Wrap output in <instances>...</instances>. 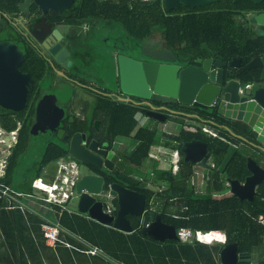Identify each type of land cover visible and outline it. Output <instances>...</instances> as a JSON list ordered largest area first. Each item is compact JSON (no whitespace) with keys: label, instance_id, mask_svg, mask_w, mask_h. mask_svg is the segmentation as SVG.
<instances>
[{"label":"flooded vegetation","instance_id":"1","mask_svg":"<svg viewBox=\"0 0 264 264\" xmlns=\"http://www.w3.org/2000/svg\"><path fill=\"white\" fill-rule=\"evenodd\" d=\"M154 1L150 0L149 2ZM158 1L162 14L160 25L157 28L154 27L138 47H134L128 42L118 41L117 35L101 37L99 35L101 28L106 26L102 23H91L72 16L71 7L75 0H72L68 7L62 9L59 5L54 6L46 3L45 11L40 10L33 0H0V44L8 43L16 46L18 58L19 52H21V60L18 62L17 69L32 80L31 85L28 86L27 95L30 90L40 93L35 107L43 95L51 94L56 97L54 103L64 109V114L59 120V127L64 129L60 139L67 141L75 132L85 133L84 146L95 139L98 142L97 148L106 150L107 154L103 157L102 168H104L105 161L111 160L108 155L109 148L83 130H76L71 135L67 132L71 122L85 120L86 102L83 99H77L74 103L66 102L67 105L72 106L67 110L68 107L63 104L64 101L58 99L57 94L73 90L85 93L90 91L94 93L90 97L92 101L109 99L114 102L139 103L138 105L142 106V111L137 113V116L140 115L145 120L154 123L145 125L155 127L156 122L162 124L160 131L158 130L163 134L161 144L151 148L144 166L141 168L142 171L147 172L148 176L121 172L135 177L138 180V183L135 184H142L153 191L151 196H146L147 210L157 211L156 206L159 204L167 207V212L169 209L175 210L178 206L185 208L190 203L235 205V210L239 209L238 206L246 207L253 204L264 184V146L258 139V134L248 125L251 117H247L245 122L242 119L226 116V110L223 108L224 102L220 97H217L206 107L194 106L192 108L180 107L177 103L151 101L163 113L157 116L158 119L153 118L147 114L149 110V106L146 104L147 100L122 94L118 90L116 60L117 55L123 53L141 63L156 61L139 53L142 44L154 48L165 47L175 55L176 62L187 61L197 66H199L198 59L211 61L212 57L218 55L224 78L230 80L228 89L237 92L247 105L258 109L264 115V70L262 71L259 67L264 49L260 51L245 49L243 52L226 55L214 51L212 45L205 40L208 34L201 28H197V35L199 34L204 39L198 42V48H186L184 40L178 41L172 47L167 40L165 28V19L169 16L176 17L177 20L183 22L189 17L210 19L215 14L223 13L227 17L228 24L241 32L239 34L241 45L248 44L250 46L252 44L248 43V40L264 36V26L250 23L255 15L264 12V0L260 2L253 0ZM51 9L61 10L52 14ZM99 38L104 40L103 48H107L108 67L114 68L117 76L116 80H105V86L100 69L96 65L99 57V48L96 42ZM109 38H111L110 42ZM52 49L59 52L65 51L66 55L62 56V60H56L51 54ZM113 85H116V90L113 89ZM77 107L82 109L80 116L72 112ZM259 117L253 119L254 123L258 121ZM34 118L35 113L33 123ZM96 120L98 123L95 126ZM18 123L20 129L21 123ZM92 125L96 130L99 129L100 120L94 119ZM202 128L207 129L209 133L204 132ZM181 129L200 134L199 137L184 138L182 142L195 138L206 143L205 151L195 150L192 153L193 157L199 158L195 162L185 163L179 147H173L172 144L170 146L166 143L168 136L176 135ZM47 135L50 134L47 133ZM213 142L227 144L221 155H215L214 150L210 148L209 143ZM173 144L176 142L173 141ZM127 146L124 148L129 150ZM230 146L235 149L228 162L221 167L220 163ZM158 148L161 152H158ZM174 151H177L175 167L172 162ZM150 153H156L160 160L150 157ZM236 163L238 165L235 166ZM113 164L116 168L114 161ZM84 169L96 173L91 166L85 165ZM174 186L178 190H175ZM167 212L165 211L167 215H176L172 211Z\"/></svg>","mask_w":264,"mask_h":264},{"label":"trees","instance_id":"2","mask_svg":"<svg viewBox=\"0 0 264 264\" xmlns=\"http://www.w3.org/2000/svg\"><path fill=\"white\" fill-rule=\"evenodd\" d=\"M71 12L76 19L117 27L120 30L118 40L128 42L134 47H138L144 37L160 25L162 16L158 0L152 3L138 0H75ZM226 18L223 13L215 14L210 19L189 17L183 22L173 16L166 17L167 40L172 47L178 41L184 40L186 48H198V42L204 39L197 35V28H201L208 34L205 40L212 45L214 51L230 55L245 49H264V36L248 40V43L252 44L250 46L241 45V32L228 24ZM39 96L40 93L30 90L24 108L19 111L0 107V127L3 130L11 131L17 127L18 122L21 123L17 141L10 148L5 173L0 181L16 191L26 193L33 192L31 182L37 177L43 176L49 180L54 177L55 170L46 169L50 163H56L61 158H71L67 153V141L57 137L41 142L38 156L31 157L33 143L30 128L35 113V102ZM140 111L142 106L131 102H114L109 99L95 101L92 114L86 116L82 122H71L67 132L71 135L76 130H83L108 148L118 139L133 138L134 147L130 150L122 148L121 153L129 171L115 168L112 158L105 161L102 169L91 167L101 174L107 183L120 181L149 197L153 191L142 184L119 177L121 172L132 173V168L138 173L142 172L141 168L149 151L158 145L163 137L157 128L138 124L137 113ZM94 119L100 120V128L97 130L92 125ZM196 136L199 137L200 134L181 129L176 135L168 136L166 143L179 147L182 139ZM173 141L176 144H173ZM209 146L215 155L219 156L227 144L213 142L209 143ZM174 189L178 190L176 186ZM28 201L38 213L58 221L63 227L59 233L62 241L56 242L54 246L46 245L41 231L43 219L34 212L23 213L18 208L6 209L5 201L0 199V264H82L81 256H84V253L77 249L84 248L80 238L122 264H220L219 250L231 241L236 243L238 252L249 256L247 259L238 260L236 264H250L251 261L264 264V223L260 221L264 217V184L256 202L246 207L238 206L237 210L234 209L235 205L190 203L185 208L178 206L175 210L169 209L168 212L172 211L177 215L171 216L165 213L167 207L161 204L156 206L162 219L174 224L176 229L188 226L192 229L225 231V243L213 245L196 241L179 242L177 239L163 242L153 240L137 232V216L127 215L134 229L127 233L78 212H60L57 205L43 204L37 198ZM112 203L114 212L116 199H113ZM63 241L69 242L73 247L66 246ZM91 264L99 263L92 259Z\"/></svg>","mask_w":264,"mask_h":264},{"label":"water","instance_id":"3","mask_svg":"<svg viewBox=\"0 0 264 264\" xmlns=\"http://www.w3.org/2000/svg\"><path fill=\"white\" fill-rule=\"evenodd\" d=\"M72 0H33L42 11L48 3L62 8L69 6ZM216 1V0H214ZM260 2L261 0H253ZM200 3V1H198ZM58 9V10H61ZM167 9L168 6H167ZM50 10L52 14L59 12ZM250 23L264 26V12L255 15ZM139 53L156 60L154 62H139L129 55L119 53L117 55L118 90L125 95L147 100L149 106L147 114L158 119L162 115L151 101L163 103H177L180 107L192 108L194 106L206 107L217 97L223 102L225 115L235 119L247 121L248 125L258 134V139L264 146V115L256 108H251L243 101L237 92L228 89L230 80L224 78L220 57L215 55L211 61L198 59L199 66L187 61L176 62L175 55L165 47H150L142 44ZM56 60H62L65 51L51 50ZM21 60V52L16 46L8 43L0 44V107L19 111L24 108L28 86L32 80L28 75L21 74L17 65ZM259 67L264 70V54L261 57ZM161 61V62H159ZM54 95H43L35 107L34 123L30 128L32 143L37 138L40 147L47 138H61L64 129L59 127V120L64 114V109L57 106ZM122 100V99H121ZM126 100V99H123ZM139 104V103H135ZM260 116L254 123V118ZM262 117V118H261ZM160 119V118H159ZM98 121H95V126ZM50 134L49 136L47 135ZM2 147H6L10 141V135H4ZM67 139V136H65ZM85 133L75 132L67 140L68 155L80 163L102 169L103 157L106 150L97 148L98 142L92 139L87 146ZM235 148L228 147L220 166H224L230 159ZM195 150L205 151L206 143L192 138L183 141L179 151L183 155L185 163L195 162L199 158L193 157ZM119 177L138 183L132 175L119 174ZM260 182V181H258ZM76 191L79 193L77 208L79 212L86 213L90 218L102 224H111L113 228L123 232H131L133 226L127 215L139 217L137 232L146 235L156 241L177 239L173 224L163 221L161 214L153 209H146V194L144 192L127 187L118 181L107 183L101 174L94 172L84 173L76 182ZM108 194L116 199L114 212L105 211L108 203ZM108 199V200H107ZM249 256L237 251L234 241L225 243L219 250L220 264H236L238 260H244Z\"/></svg>","mask_w":264,"mask_h":264},{"label":"built area","instance_id":"4","mask_svg":"<svg viewBox=\"0 0 264 264\" xmlns=\"http://www.w3.org/2000/svg\"><path fill=\"white\" fill-rule=\"evenodd\" d=\"M142 2H148L150 0H138ZM18 129L19 123L17 127L11 131H5L0 127V144H3L4 135H10V141L5 147V151L2 154L4 157L0 158V178L3 177L5 173V167L7 164V156L10 153V148L15 144L18 137ZM204 132L209 133V131L205 128H202ZM123 144L120 140H116L114 145L109 148V153L116 155L119 150V147ZM2 149V148H1ZM159 149V148H158ZM158 152H161L159 149ZM1 154V151H0ZM150 157L160 160L156 153H150ZM176 158L177 151L173 152V165L176 166ZM114 161V159L112 158ZM117 161L120 160L118 157ZM85 165L78 162L73 158L69 159H59L56 162V169L54 177L49 180L43 177H37L31 182V187L33 192L26 193L22 191H16L9 185L0 181V199L5 201L6 209H20L23 213L26 212H34L37 213L42 219L41 223V231L44 237V241L46 245L54 246L56 242L62 241L59 237V233L63 230V227L58 223V221H54L47 217L45 214H40L38 211L31 205L28 201L31 198H37L43 204L57 205L59 207V211L67 210L69 212H78L77 208V200L79 197V193L76 191V182L80 179V177L84 174L81 171L84 169ZM87 172H91L87 170ZM85 172V173H87ZM108 203L105 211L107 213H111L114 209L112 203V197L108 194ZM262 223H264V217L260 219ZM220 234L218 235V233ZM176 237L179 242H200L208 245H213L215 243H225L226 236L225 231L223 230H201V229H192L188 226H180L176 229ZM81 240V239H80ZM81 242L85 245L86 248H77L80 251L86 252L88 254H97L101 250L93 245H89L88 243L81 240ZM63 243L68 247H73L69 242L63 241ZM250 264H258L255 261H251Z\"/></svg>","mask_w":264,"mask_h":264},{"label":"rangeland","instance_id":"5","mask_svg":"<svg viewBox=\"0 0 264 264\" xmlns=\"http://www.w3.org/2000/svg\"><path fill=\"white\" fill-rule=\"evenodd\" d=\"M120 33V30L117 28V27H114L113 29L111 28H108L106 26H103V28H101V32L99 33V35L101 37H104V36H108V37H115L116 35L118 36ZM111 41V38H109V42ZM119 41V40H118ZM97 45H98V50H99V57H98V60L96 62V65L98 67V69H100V74H101V77L103 79V84L104 86L106 85L105 83V80H116V73L114 71V68H109L108 67V60L106 58V55H107V48H103V45H104V40H101L100 38L98 39V41L96 42ZM120 43V42H119ZM114 67V66H113ZM113 89L116 90V85H113ZM94 95V93L92 92H88V93H85V92H81V91H78V90H73V91H67V92H64V93H59L57 94L58 95V99L61 100V101H64V105H66L68 107L67 110H69L72 106L71 105H67L66 102L68 103H71V102H75L77 99H83L86 103H85V116H89L92 114V110H93V104L95 102L92 101V99L90 97H92V95ZM94 97V96H93ZM70 107V108H69ZM72 112H74L76 115L80 116L82 115V109L80 107H77L75 110H72ZM77 116V117H78ZM138 117V124H152L153 122L152 121H149V120H145L144 117H140V115L137 116ZM154 124V123H153ZM157 128H159L158 130L160 131L161 127H162V124L161 123H158L156 122L155 123ZM168 128V127H167ZM120 140H122L123 144L125 145H122L121 148H124V146H127L129 144V149L134 147L135 145V140L132 138H121ZM40 141H37V138H35V141L33 142V145L31 147V157H37L38 154H39V151H40V145L39 143ZM126 147V148H127ZM2 148V149H1ZM125 149V148H124ZM128 149V148H127ZM0 151H1V154H0V158L4 157L2 154L4 153L5 151V147H2V145L0 144ZM122 150H118V152L116 153V155L112 154V153H108L109 157L113 158L114 159V162L116 163V166L119 170H124V171H129V168L127 169V166L124 162H119L117 161V157L118 155L121 156L122 154ZM2 156V157H1ZM47 170H52L54 171L56 169V163H50L47 168ZM82 173H85L87 172V170H83L81 171ZM130 172H132L133 174H136V175H139V176H148L147 172H140L138 173V171H136V169L132 168L130 169ZM43 177V176H42ZM45 179V177H43ZM108 200V199H107Z\"/></svg>","mask_w":264,"mask_h":264},{"label":"crops","instance_id":"6","mask_svg":"<svg viewBox=\"0 0 264 264\" xmlns=\"http://www.w3.org/2000/svg\"><path fill=\"white\" fill-rule=\"evenodd\" d=\"M138 118V117H137ZM151 125H153V124H151ZM155 127H156V125H154ZM157 128V127H156ZM119 140V139H118ZM122 141V140H121ZM159 144H161V141H160V143ZM158 144V145H159ZM157 146V145H156ZM122 144H121V146L119 147V150L121 151L122 150ZM131 149V148H130ZM129 149V150H130ZM118 157L120 158V160H119V162H124V160H123V158H122V155L121 156H119L118 155ZM117 157V158H118ZM116 168H117V166H116ZM79 213H81V212H79ZM81 214H83V215H85L86 217H88V218H90L86 213H81ZM92 219V218H91ZM96 221V220H95ZM104 225H106V224H104ZM109 225H111V224H109ZM112 226V225H111ZM220 234V232L218 233V235ZM81 239V238H80ZM79 239V240H80ZM81 240H83V239H81ZM80 240V241H81ZM84 242H86V243H88L87 241H85V240H83ZM89 245H91L90 243H88ZM84 248H86L85 247V245H84ZM101 250V249H100ZM81 252V251H80ZM83 252V251H82ZM84 253V256H81V259H82V264H91V262H92V259H95L99 264H122V263H120V262H118V261H116L115 259H113V258H111V257H109L108 255H106L102 250L99 252V253H97V254H88V253H86V252H83ZM218 259H219V257H218ZM95 262V261H94ZM220 263V262H219Z\"/></svg>","mask_w":264,"mask_h":264}]
</instances>
